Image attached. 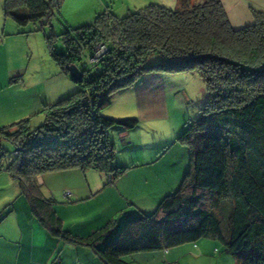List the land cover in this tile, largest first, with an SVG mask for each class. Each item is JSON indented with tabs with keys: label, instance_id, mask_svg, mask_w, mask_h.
Returning a JSON list of instances; mask_svg holds the SVG:
<instances>
[{
	"label": "trees",
	"instance_id": "1",
	"mask_svg": "<svg viewBox=\"0 0 264 264\" xmlns=\"http://www.w3.org/2000/svg\"><path fill=\"white\" fill-rule=\"evenodd\" d=\"M60 1L3 0V12L19 25L45 24L59 15ZM63 22L64 49L57 52L49 40L50 54L79 88L44 103L36 127L29 118L0 126V172L18 182L39 223L65 242L92 246L106 264H132L125 255L201 238L219 240L237 264H264V14L234 28L220 0H177L174 9L149 4L118 16L106 7L91 22ZM99 44L104 52L89 61ZM72 64L81 80L69 75ZM181 71L199 74L206 99L176 137L190 150L179 187L119 230L111 223L86 237L64 230L35 177L79 168L114 180L127 166H115L109 131L134 128L138 119L108 117L103 109L146 74ZM4 140L15 147L8 162Z\"/></svg>",
	"mask_w": 264,
	"mask_h": 264
},
{
	"label": "crops",
	"instance_id": "2",
	"mask_svg": "<svg viewBox=\"0 0 264 264\" xmlns=\"http://www.w3.org/2000/svg\"><path fill=\"white\" fill-rule=\"evenodd\" d=\"M220 1L231 26L234 28L253 24L255 13L262 12L264 14V0ZM104 3L98 0L95 3L85 5L83 0H61L59 14H63L67 18L72 7L77 15L74 18H68V20L79 26L105 9ZM8 18L10 17L4 16L3 0H0V38L4 35H10L5 33V23ZM13 21L15 22L14 19ZM55 65L57 64L55 63ZM12 71L17 73V68ZM58 74L65 75L60 70ZM164 76V72L149 73L144 75L137 85L118 91L122 94L129 93L128 95L131 97L130 106L136 112L133 117L138 119L137 126L143 120H156L159 117L168 118L162 105ZM16 104L15 101L0 96V126L8 125L19 119H31L32 116L38 114H40V118L37 121L39 123L44 121V115L39 112L41 108L38 107V111L30 108H18ZM34 111H36V114H33ZM185 123L181 119H177L173 122L171 130L167 132V141H176L173 142L172 147L170 144L165 143L171 148L166 149L159 156L158 151L160 152L159 149L161 148V145H159L154 150L146 151L143 159L138 153L132 154L130 162L120 164L128 168L114 178L112 182H108L107 177L102 173H99L100 176H98L94 172L99 171L94 169L82 171L79 168H70L37 175L35 181L40 186L43 196L53 200V207L61 220L62 228L77 236L86 237L104 225L102 222H94V217L87 220L85 217L72 214L70 208L79 204L82 197L80 191L84 188L89 191L88 195L90 197H94L97 192H101L102 195L108 192L115 198L112 205H110L113 213L105 214L104 212V215L98 220L110 219L116 216L117 212H121V216H123L122 224H124V218L142 212L150 213L154 211L160 200L166 194L174 191L175 181L178 180V176H174L173 169L176 168V162L174 161L178 157L177 150H182L184 147L182 143L176 149H174V146L179 143H177L176 137L184 129ZM127 130L129 129H121L120 134L127 136ZM174 151L176 152L173 154ZM168 155L171 156L170 159H168ZM163 172L167 175L170 173V176L168 178L163 176ZM101 175L102 177L105 176L106 179H102ZM59 177H65L69 180L61 183L58 180ZM104 180L106 181L104 182ZM171 181H174V185ZM4 188L6 190L3 193ZM62 188L65 189L62 191L61 198H58L56 192L61 191ZM9 191L11 193L21 192L18 182L6 171H1L0 264H106L100 259L92 246L65 242L60 237L53 236L32 214L27 197L24 194L10 196ZM66 191L70 192L69 196L65 195ZM62 198H66L68 201L73 198L75 201L63 205V202L58 201H61ZM11 203H13L12 208L7 207ZM118 223L119 220L115 224V229L118 227ZM220 245L217 240L201 238L195 242H187L167 249L134 252L125 255L124 258L132 264H230L228 259L230 253L228 251L225 254L221 253L222 247ZM208 257H211V261ZM232 264H234V261H232Z\"/></svg>",
	"mask_w": 264,
	"mask_h": 264
},
{
	"label": "rangeland",
	"instance_id": "3",
	"mask_svg": "<svg viewBox=\"0 0 264 264\" xmlns=\"http://www.w3.org/2000/svg\"><path fill=\"white\" fill-rule=\"evenodd\" d=\"M83 1L85 2V5H88L90 3H95L98 0ZM99 1L105 2L104 6L108 7L113 13L116 12V15L118 16H124L129 10L142 8L149 4L164 5L171 9H174L177 6V0ZM76 15V12L71 7L67 18H65L63 14H55L50 18V22L45 24H42V22L28 21L23 25H19L16 24L12 18L7 19V22L5 23V33L10 35H4L0 38V66H2L0 67V96L2 98H8L9 100L15 101L17 103L16 107L18 108H30L31 110L38 111V107L42 109V103L52 104L57 102L60 98L75 92L79 88V84L73 81L69 76L58 74L59 67L55 65V61L50 54L49 46L50 40L57 52L63 51L64 43L61 36V33L64 30L63 21H66L72 26H77L76 23H71L68 20V18H74ZM93 18L94 16L82 24L91 22ZM51 28L52 31L50 30ZM16 68L17 73H14L12 70ZM164 75V99L162 100V105L165 108L164 112H167L168 118L159 117L156 120L140 121L139 126L126 131L127 136L120 134L121 128L119 127L110 129L109 133L113 140L116 153L114 159L115 166H121L120 164L130 162L131 155H134L135 153L141 155V159H143L145 158L144 153H146V151L154 150L155 147L159 145H161V148L159 149L160 152L158 151L160 156L166 151V149L172 147L171 145L173 142H176H170V140L167 141L166 138V134L171 130L173 122L177 119H181L183 123L189 122L199 115L203 102L206 99L205 83L199 74L196 72L181 71L174 73L164 72ZM128 94L129 93L122 94L120 92H117L116 94L114 93L110 105L103 109V115L112 118L135 116L136 112L134 111V108L130 106L131 97ZM34 112L35 113L33 114H36V111ZM39 118L40 114L34 115L29 119V125L31 128L41 124L37 121ZM178 142L179 141H177V143ZM165 143L170 144L171 147L167 146ZM2 144L6 151L4 162H8L7 160L14 154L15 147L7 140H4ZM179 145L182 144L180 142L175 144L174 149L180 147ZM182 146L184 149L177 150L178 157L174 161L176 162V168L173 169L174 176H178L175 185L174 181H171L174 185V191L179 187L190 166V150L185 144ZM175 152L176 151H174L173 154ZM170 155H168V159H170ZM94 173L100 176V172ZM162 175L168 178L170 173L167 175L163 172ZM108 177H110V175H108ZM102 179H106L105 176H103ZM58 180L62 183L69 179L59 177ZM105 181L106 180H104V182ZM64 189L62 188L61 191L56 192L58 198H61ZM5 190L6 188L3 189V193ZM80 192L82 197L79 204L70 208L74 216L85 217L87 220L94 217V222L98 221L104 223L102 226H105L108 223H111L112 226H114L117 220H119L118 227L115 230H119L125 224V218L124 224H122L123 216H121V212H117L115 214L116 216L111 217L110 219L106 218L104 220H98L104 215V212L105 214L113 213V209L110 205H112L115 198H113L108 192H106L105 195H102L101 192H97L94 197L88 195L89 191L86 188ZM17 194L23 195L21 192H10V196H16ZM58 201L63 202L62 204L64 205L74 202L75 199L72 198L71 201H68L66 198H62L61 201ZM12 206L13 203L9 204L7 207L12 208ZM115 234L116 233L113 232L110 233L109 238L112 239ZM217 241L221 244V253L225 254L226 250L224 245L219 240ZM228 256L230 264H232V261H234V264H237V258L234 255L228 254ZM208 259L211 261V257H208Z\"/></svg>",
	"mask_w": 264,
	"mask_h": 264
},
{
	"label": "water",
	"instance_id": "4",
	"mask_svg": "<svg viewBox=\"0 0 264 264\" xmlns=\"http://www.w3.org/2000/svg\"><path fill=\"white\" fill-rule=\"evenodd\" d=\"M66 68L68 69L69 75L71 77L78 80L82 79V72L77 68L75 64L67 65Z\"/></svg>",
	"mask_w": 264,
	"mask_h": 264
},
{
	"label": "built area",
	"instance_id": "5",
	"mask_svg": "<svg viewBox=\"0 0 264 264\" xmlns=\"http://www.w3.org/2000/svg\"><path fill=\"white\" fill-rule=\"evenodd\" d=\"M104 50H105L104 45H103V44H99V45L97 46V49H96V53H95V55H94L93 57H91L89 61L94 60V59H95L96 57H98L102 52H104ZM108 180L111 181V178H108ZM65 195H66V196H69V195H70V192H69V191H66V192H65Z\"/></svg>",
	"mask_w": 264,
	"mask_h": 264
},
{
	"label": "clouds",
	"instance_id": "6",
	"mask_svg": "<svg viewBox=\"0 0 264 264\" xmlns=\"http://www.w3.org/2000/svg\"><path fill=\"white\" fill-rule=\"evenodd\" d=\"M77 68H78V67H77ZM78 69H79V68H78ZM107 181H108V182H112V181H113V179H111V181H109V180H108V178H107Z\"/></svg>",
	"mask_w": 264,
	"mask_h": 264
}]
</instances>
